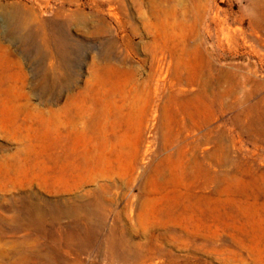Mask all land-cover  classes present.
<instances>
[{
    "label": "rangeland",
    "instance_id": "374dc122",
    "mask_svg": "<svg viewBox=\"0 0 264 264\" xmlns=\"http://www.w3.org/2000/svg\"><path fill=\"white\" fill-rule=\"evenodd\" d=\"M198 51L264 104V0H0V264H264L255 118L170 123Z\"/></svg>",
    "mask_w": 264,
    "mask_h": 264
},
{
    "label": "bare ground",
    "instance_id": "6f19581e",
    "mask_svg": "<svg viewBox=\"0 0 264 264\" xmlns=\"http://www.w3.org/2000/svg\"><path fill=\"white\" fill-rule=\"evenodd\" d=\"M153 42V60L158 62L161 59H165V55L167 52L166 47L160 44L156 39H154ZM200 51L195 52L192 57L189 55L186 59L180 60L179 64L177 63L174 68V79L176 80L175 85L180 86L178 90H182L181 87H196V92L199 97V101L198 103H195L193 105L192 109L189 108L188 105L185 106L184 104L183 106H181V108H178V110L173 111V117L171 118L170 123L175 126H178L179 128H181V130H198L200 128L202 129V127L209 126L210 130L208 135L204 136V138L202 139L203 142L209 143L214 141L212 134L220 131L219 125H212L213 121L219 116V114L224 111H240L244 116L249 119L250 117L255 118L254 120L257 123V127L255 129L256 132L254 133L256 134L257 139L260 142L264 143V117L261 114V112L264 113V104L260 105L259 103H255L249 105L243 110H239V106L241 105V99L239 94H242V98L244 100H250L251 97L255 95V92L253 91L255 90L253 89L254 87L251 91H245L244 84L247 83L246 81L248 79L239 78V74L237 75L236 70H221L222 68H216L212 65L213 62L211 63L209 59V56L211 55L208 56L202 52L200 53ZM238 68L240 69V67ZM151 104V99H146V101L143 102L142 114L144 118H147V116L149 115V107ZM62 113L65 121H69V111L65 108L64 110H62ZM238 116L239 115L233 118V123L237 124ZM156 118L157 114L153 116V120H156ZM187 118L190 120V123H187L185 121L187 120ZM252 125L253 123H250L248 125L249 130ZM181 134L182 132H178L176 135H174L168 142L165 143L164 147L171 146L177 143L182 137ZM66 140L67 136L65 135L63 143H65ZM217 147L218 145L214 146V153L217 152ZM194 152L198 153V150L194 149ZM202 164H204L203 161Z\"/></svg>",
    "mask_w": 264,
    "mask_h": 264
}]
</instances>
